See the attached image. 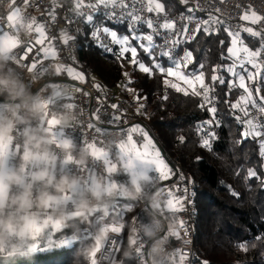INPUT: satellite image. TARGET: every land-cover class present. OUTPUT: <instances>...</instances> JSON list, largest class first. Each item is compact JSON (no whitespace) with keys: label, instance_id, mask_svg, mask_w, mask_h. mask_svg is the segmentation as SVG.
Here are the masks:
<instances>
[{"label":"built area","instance_id":"obj_1","mask_svg":"<svg viewBox=\"0 0 264 264\" xmlns=\"http://www.w3.org/2000/svg\"><path fill=\"white\" fill-rule=\"evenodd\" d=\"M82 3L84 5L95 4L96 0H82ZM174 3L180 9L178 13H165L169 20L175 21L176 29L172 32L158 30L153 38L158 45H163L165 40L179 39L180 43L175 46L173 51V56L176 57L183 55L179 48L185 42V38L179 33L183 30L184 25H187V35L192 36L197 24L207 19L209 15L223 21V25L212 24V28L227 25L231 31H239L245 27H252L254 30L264 29V21L252 24L240 18L244 11L249 10L264 17V0H187V4L182 3L181 0H174ZM129 7H132L131 0H129ZM188 8H192L193 12L189 13ZM15 9L18 10L20 17H29L33 23H40L45 38L38 39L36 33L30 30L22 39L19 38L14 48L4 53L0 52V75L10 77L15 84L24 88L22 99L13 98L6 89L0 91V100L3 99L0 101V113L22 103L29 106L21 111V116L25 117V120L18 124L15 133L16 139L10 145L12 149L10 171L18 170L24 163L22 160L24 144L29 135L35 134L55 141L52 144H45L44 148L55 155L57 160L48 164L27 165L26 182L33 184L34 190L37 192L44 190L43 182L34 183L32 174L39 171L41 167H48L57 179L63 175H70L79 183L68 194L64 203L48 209L44 213L48 219L43 226H38L35 222L29 224L35 236L34 240L17 242L18 247L15 251L9 245L4 251H0V256L28 253L40 244L55 247L58 245L60 247L70 246L71 240L77 238L82 241L96 242L101 232H105L107 238L100 251L93 257L92 264H114V258L122 243L123 232L124 249L121 252V257L131 261L132 264H154V262L155 264H175L178 259L175 257L176 249H182L188 253L185 264L199 262V255L195 250L194 186L190 173L181 168L175 159L163 151L158 131L151 127L147 117L142 114V108L133 106L130 101L116 98L113 92L95 87L97 84L91 79L90 65L82 61L80 54L78 37L83 31L86 17L89 15L92 17L101 15L111 24L119 25L124 22L128 31L131 34L134 31L137 35L149 34L150 30L146 24L138 21L133 28L125 9L118 6L98 5L93 9L86 6L77 8L76 0H0V35L10 34L14 37L17 34L10 19ZM217 9L219 11H216ZM135 11L145 19H152L154 24L164 22L165 13L154 15L142 10L140 0H137ZM110 13H114V15H109ZM189 15L195 17L191 22L187 19ZM98 29H102L101 25H96L94 31ZM100 35L103 44L112 49L111 52L105 51L106 54L117 56L118 45L111 43L102 32ZM241 36L250 41H259L243 32H241ZM65 37H70L67 43L64 42ZM94 40L96 43L98 42L95 38ZM48 44L55 53L54 61H48L44 57V47ZM103 49L105 50V48ZM261 61H264V55L259 58L258 62ZM33 65H43L48 77L55 74L56 66L72 67L83 74L84 80H67L63 89L64 96L50 102L48 100L49 91L44 89V82H42L44 79L41 81L34 77L31 70ZM258 79L260 85L256 89L257 105L264 103L259 99L260 96H264V66H262ZM40 89L42 92L36 95L35 92ZM2 93L6 95V98L1 96ZM212 95L214 96L213 93ZM198 99L201 101L200 97ZM38 100L46 103V115L45 113H33L29 110L31 104ZM214 103L216 107V98ZM112 105L118 107L113 108ZM138 109L139 111H137ZM248 110L250 115L257 117L260 123H264V115H260L257 109L251 105ZM201 124L202 122L197 126ZM135 125L141 126L149 134V137L153 138L152 141L162 152L161 155L168 162L169 168L173 170L174 174L170 179L163 180L159 171H155L148 178L132 181L131 171L121 161L119 145L129 142L137 153H142L145 149V138L132 129V126ZM211 130L215 132V127L212 126ZM260 139H264V136H261ZM196 140L202 147L201 134L198 132ZM214 141L215 139L212 140L211 146ZM64 143L71 145L67 151L58 146ZM203 149L207 150L205 147ZM101 151L106 155L100 157ZM180 176H183L184 179L181 180ZM176 188H179L180 191L175 192V195L185 197L184 210L181 212H174L172 208L170 211L167 208L168 200L172 199V189ZM184 188L187 189L186 192L183 191ZM94 189L104 194L95 198L91 195ZM20 190L22 189L17 191ZM47 190L53 191L54 189ZM135 190H140L138 196L132 195ZM85 198L94 205L92 211L85 216H80L85 223V228L81 229L77 236H66L62 240H54L50 236L51 231L62 228L67 219L76 217L72 214L78 210L79 203ZM119 201L135 202L139 207L138 212L147 211L146 221L140 229L135 227L134 222L129 224L126 229L121 222L109 224L107 217ZM152 212L155 214L152 215ZM151 215L152 217H150ZM165 218L172 225L173 232L178 227L179 221H184L185 227L180 229V239L173 237V232L170 235L164 231L161 232L162 228L167 229ZM149 230L154 236L147 234ZM158 243L165 245L168 250L166 254H155L150 251ZM205 262L208 264L207 260L203 261V264Z\"/></svg>","mask_w":264,"mask_h":264},{"label":"trees","instance_id":"obj_2","mask_svg":"<svg viewBox=\"0 0 264 264\" xmlns=\"http://www.w3.org/2000/svg\"><path fill=\"white\" fill-rule=\"evenodd\" d=\"M160 2L164 4L165 12L175 14L180 10L174 0ZM101 24H108L101 15H95L91 22L85 21L78 37L82 61L88 64L93 61L95 66L100 64V70H103L100 58L112 62V71L109 74L100 72L102 80L97 85L113 93L119 92L121 100L130 101L133 106L142 108V114L147 117L151 127L158 131L163 151L190 173L194 186L195 250L199 255V264L205 260L208 264H264V159L260 154V138H241L242 125L234 118L241 113L229 106L238 100L243 91L234 88L229 94V77L220 71L219 66L228 63L222 58L229 43L224 26L213 28L218 30L215 35H206L201 31L179 48L181 52L192 51L195 61L203 64L205 83H209L214 67L217 68L216 74L223 76L226 81L225 85L217 83L213 92L217 108L214 119L219 123L213 125L215 141L211 149L206 150L196 140L197 125L210 118L209 112L199 106L200 99L185 96L165 86L163 78L158 74L149 77L143 73L138 76L134 66L129 65L127 68V59L119 58V53L117 56H109L105 52L97 55L92 52L96 42L92 32L96 25ZM112 26L119 29L118 32L131 34L125 24ZM245 39L250 42L251 48L258 47L259 41ZM130 41L133 45L137 43L132 38ZM137 58L146 64L149 60L142 51ZM162 59L167 65V59ZM195 67L193 64L188 69L193 70ZM124 72H128L134 81L130 85L133 89L131 94L125 86L120 90L115 89L120 83L126 84L123 81ZM259 85L258 82L257 87ZM256 94L255 90L252 96L258 104ZM137 95L139 99H136ZM165 96L167 99H164ZM247 107L250 109L251 104ZM180 137L184 138L183 141ZM250 169H254L257 175L250 178ZM138 209L135 202L119 201L107 221L109 224L121 222L124 229L134 222L135 227L140 229L146 221L147 211L138 212ZM84 225L80 216L71 217L62 228L51 231L50 236L56 241L66 236L74 237L85 228ZM122 237L114 264H132L121 257L124 249ZM241 244L247 246V251L238 247ZM94 245L92 240L82 241L79 238L71 240V245L64 247L40 244L28 253L0 256V264H92L93 257H89L88 252Z\"/></svg>","mask_w":264,"mask_h":264},{"label":"snow or ice","instance_id":"obj_3","mask_svg":"<svg viewBox=\"0 0 264 264\" xmlns=\"http://www.w3.org/2000/svg\"><path fill=\"white\" fill-rule=\"evenodd\" d=\"M142 4V10H146L154 15H159L165 13L164 4L160 0H140ZM182 3L187 4V0H181ZM137 0H131L132 7H129V0H96L95 4L84 5L82 0H76V7H91L95 9L98 5L121 7L125 9L126 14L131 19L132 27L135 24L143 22L146 24L147 28L150 30L149 34L137 35L134 31L132 32V39L137 41L133 45L129 39V36H118L116 31L110 30L107 27L98 29L92 33V36L99 42L100 47L105 48V51L111 52L112 49L106 47L101 41V32L107 36L111 43L118 45L119 58L127 59L128 63L136 69V71L144 73L145 75L152 77L154 74H158L163 78V83L165 86L181 93L185 96L200 97V107L204 108L209 112L210 120L203 122L201 125L197 126V132L201 134V146L207 149H211V142L215 139V132L212 131V126L217 125L219 121L215 120L214 117L217 113V108L215 107V97L212 93L215 90L216 84L225 85L226 81L223 76L217 75V68L212 69V75L209 77V83H205V75L203 71V64L197 63L194 59L193 52L185 50L183 55L180 57L173 56V51L175 46L180 43V40L168 41L165 40L163 45H158L154 42V35L157 34L158 30L172 32L176 29L175 21L169 20L167 14L165 13L164 22H156L154 24L152 19L143 18L139 12L135 11V5ZM197 10H199L197 8ZM189 13L193 12L192 8H188ZM216 11H219L218 9ZM109 15H114L110 13ZM195 17L189 15L187 17L188 21L191 22ZM241 20L250 22L252 24H259L264 21V17L258 16L255 11H244L241 15ZM93 17L91 15L86 17L88 22H91ZM183 19V17H182ZM212 24H222L223 21L218 17L209 15L207 19L200 21L197 24L196 29H194L193 35H187V25H184L183 30L179 33L180 36L185 38V42L194 39L195 35L199 34L201 31L206 35L218 34V30L211 27ZM225 32L230 38V46L226 49V54L222 56L228 63L226 66H219L220 71L225 73L228 79L229 94L232 89L239 88L242 89L246 95H241L235 103L229 106L235 111L238 110L242 115H235L234 118L241 124L245 126V130L242 133L243 139H256L258 137L264 136V123H260L259 119L255 116L250 115L247 105L250 103L253 108L258 110L260 115H264V103L257 105V101L252 99L253 93L245 86V78L248 80L253 79V72L248 70L250 66L251 69L255 70L256 75H259L264 66V61L258 62L259 58L264 55V29L254 30L252 27H245L239 31L229 30L227 25H224ZM241 32L248 34L250 37H255L259 40V45L256 48H251L244 44ZM70 37H65V43ZM39 43V41H38ZM159 49V51H157ZM144 52L149 60L148 63H144L138 59L139 52ZM167 59V65L164 59ZM195 64V69L188 71L190 65ZM123 67V65H121ZM237 67L240 71H237ZM196 69H199L197 71ZM71 78L79 81L84 80L82 73L78 72L75 68L69 69L68 73ZM123 76L126 77L125 89L129 92L133 91L130 87L134 83L128 72H124ZM235 80L236 83L232 81ZM97 89L100 88L99 85H95ZM258 91V90H257ZM136 99H139L137 95ZM146 99V98H145ZM164 99H167L165 96ZM260 101L264 102V96L259 97ZM243 101V103H241ZM113 108L118 106L112 105ZM143 107V105H141ZM139 111V109L137 110ZM247 117V119H245ZM132 129L144 136L146 143L145 148L148 149L151 146L153 149L155 145L152 143L149 134L139 125L132 126ZM183 137L180 140L183 141ZM261 148V156H264V139L258 141ZM148 155V152L146 153ZM155 158H149V163L145 165V168L151 167L153 170L159 171L163 180L170 179L174 174L173 170L168 167L162 158H160L159 150L155 151ZM257 175L254 169L248 171V176ZM181 180L184 179L183 176L179 177ZM259 179V176H257ZM264 183V181H262ZM180 191L179 188L172 189V199L170 201L172 210L174 212H181L184 210V199L183 196L175 195V192ZM184 192L187 191L186 188L183 189ZM235 194V193H233ZM185 227L183 220L179 221L178 227L173 232V237L180 239L181 233L180 229ZM244 251H247V246L241 244L238 246ZM175 257L178 258L175 264H185L188 259V253L182 249H176ZM206 264V262H205Z\"/></svg>","mask_w":264,"mask_h":264},{"label":"clouds","instance_id":"obj_4","mask_svg":"<svg viewBox=\"0 0 264 264\" xmlns=\"http://www.w3.org/2000/svg\"><path fill=\"white\" fill-rule=\"evenodd\" d=\"M8 90L13 98L22 99L24 88L15 84L10 77L0 75V91ZM47 105L44 101L38 100L31 104L30 111L33 113H45ZM29 108L22 103L16 107H9L4 113H0V152L14 143L18 124L24 122L25 117L21 111ZM46 115V113H45ZM43 118V117H41ZM55 143L54 140L46 139L40 135H29L24 144L22 160L24 163L16 171H4L0 169V251H4L9 245L15 251L17 242L34 240L35 236L29 224L35 222L43 226L48 217L44 213L59 204L64 203L68 194L74 190L79 181L70 175H63L57 179L48 167H41L39 171L32 174L33 182H43L44 190H34L33 184L26 182L27 165H40L55 162L57 157L44 148L45 144ZM67 151L69 143L58 145ZM90 154V153H89ZM54 189L49 191L47 189ZM18 189H22L17 191ZM103 192L94 189L91 195L99 198ZM140 190H135L132 195L138 196ZM87 195V194H85ZM94 205L85 198L78 205V210L73 216H85L93 210ZM149 236L154 234L149 230ZM107 233L101 232L97 237L95 245L89 249V257H94L103 246ZM155 254H166L168 251L164 244H155L151 250ZM155 264V262H154Z\"/></svg>","mask_w":264,"mask_h":264},{"label":"rangeland","instance_id":"obj_5","mask_svg":"<svg viewBox=\"0 0 264 264\" xmlns=\"http://www.w3.org/2000/svg\"><path fill=\"white\" fill-rule=\"evenodd\" d=\"M10 19H11V23H14L15 27L16 28H20V30L24 33H26L28 30H33V32H35L39 37H41V39H44L45 36L43 35V31H42V26L40 23H33L32 22V19H30L29 17L27 18H23V17H20L19 15V12L17 9H15L13 11V13L11 14L10 16ZM125 24L124 22L122 24H119V25H123ZM126 26V24H125ZM101 27L104 28V27H107L109 28L110 30H113V31H116L117 32V35L118 36H129V39L132 38V34H128L126 32L122 33V32H118L119 29L115 28L114 26H112L111 23H108L106 25H102L101 24ZM127 28V27H126ZM129 29L127 28V31ZM17 31V34L13 37L11 36L10 34H2L0 35V52L4 53L12 48H14V46L18 43L19 41V38L18 37V29L16 30ZM243 41H244V44H246L247 46H249L250 42H247L245 41V37H243ZM228 47L230 46V38L228 40ZM95 47H92V52H95L96 55L97 54H101L103 52H105V50L103 49V47H100L99 43L95 42ZM47 47H49L47 49ZM227 47V48H228ZM250 47V46H249ZM99 48V49H98ZM106 53V52H105ZM44 57L45 59H48V60H53L55 59V53L53 52V49L50 48V44L46 45L44 47ZM99 61L101 62V67L103 68V70H100L101 68L99 66H95L93 61H89V65L90 67L93 69L92 70V73H91V79L96 83L98 84V82H100L102 80V76L100 75V72L104 71V73H108L110 71H112L111 69V65H112V62H109V61H106L104 60L103 58H100ZM127 68L129 67V63H128V60L126 61V64ZM226 66V64L224 65ZM63 69H65V72H66V75L71 78V76L68 73V70L69 69H72V67H62ZM237 71H240V68L237 67L236 69ZM248 70L253 72V79L252 80H248L247 77L245 78V86L254 94V91L257 89V80H258V75H256L255 73V70L251 69L250 66L248 67ZM188 71H192V69H188ZM135 73H137V75H141L143 73L141 72H138V71H135ZM73 79V78H71ZM126 77L123 78V81H126ZM76 81H79V80H76ZM233 83H236L235 80L232 81ZM125 83V82H124ZM125 86V84L123 83H120L119 85H117L115 87L116 90H120L122 89V87ZM114 91V90H112ZM243 91V90H242ZM128 93L131 94V92L127 91ZM119 92H115L114 91V94L116 96V98L118 99H122V96L120 94H118ZM242 95H246L244 92ZM254 97L252 96V99ZM243 102V101H242ZM242 115V114H240ZM245 119H247V117H245ZM245 130V126L242 125V129H241V138H242V133L243 131ZM260 137H258L259 139ZM151 140H153V138H151ZM144 142L146 143V140H144ZM152 143L154 144V142L152 141ZM126 144L128 145V143L126 142ZM126 145V146H127ZM155 145V144H154ZM151 146H149L148 149H144L142 151L141 154H138L133 146H128V148H126L125 150H123V152L121 151V161L123 163V165L125 167H127L128 170H131V179L132 181L136 182L138 181L139 179H142L144 178L145 176L148 175V173H150L148 175V177L151 175V173L155 172L156 170H153V168L151 167H148V168H145V165L149 163V158H155V151L159 148L157 147V145H155V148L153 149L152 147L150 148ZM261 151V149H260ZM148 152V155L146 154ZM159 153H160V158H162L164 160V162L168 165L169 167V164L168 162L164 159V157L161 155V151L159 150ZM106 153L101 151V154H100V157L101 156H105ZM11 156H12V149L10 148V146H8L7 148L3 149L2 152H0V169L4 170V171H10L11 169V164H12V161H11ZM143 158V160H141V158ZM263 159H264V156H262ZM264 165V163H263ZM147 177V178H148ZM170 201L171 200H168L167 202V208L171 205L170 204ZM156 209V207H155ZM155 219V218H154ZM164 220H166V224H167V229L165 230L164 228H162V231L161 232H165L167 235H170L172 234L173 230H172V225L169 224V221L167 218H165ZM59 247V245H58ZM239 249V248H238ZM196 264H199V262H196Z\"/></svg>","mask_w":264,"mask_h":264},{"label":"crops","instance_id":"obj_6","mask_svg":"<svg viewBox=\"0 0 264 264\" xmlns=\"http://www.w3.org/2000/svg\"><path fill=\"white\" fill-rule=\"evenodd\" d=\"M13 26H14V28H15V30H17L18 29V37H20V39H22L23 38V36L24 35H26L27 34V32L28 31H30V30H28L26 33H24V32H22L21 30H20V28L18 27V28H16L15 27V25H14V23H13ZM33 31V30H32ZM35 33V32H34ZM37 35V34H36ZM38 36V35H37ZM38 39H40L41 40V37H39L38 36ZM49 47H47V49H48ZM54 52V51H53ZM48 61H54V59L53 60H48ZM31 70L33 71V73H34V77L36 78V79H38V80H43L42 82H44L43 83V85H44V89L45 90H47V91H49V98H48V100L50 101V102H52V101H55L58 97H60V96H64V88H65V85H66V81L68 80V81H71L72 79L71 78H69L67 75H66V72H65V69H63L62 68V66H56V69H55V74H53L52 76H50V77H48V75H46V71H45V69H44V66L42 65V66H35V65H33L32 66V68H31ZM66 78V79H65ZM42 91H41V89L39 90V91H37V92H35L36 93V95H38V94H40ZM3 98L5 97L6 98V95H4L3 93H2V95H1ZM128 143V145L126 144V142H124V143H122L121 145H119L120 146V152L122 151L123 152V150H125L126 148H128V146H131L132 147V145H131V143H129V142H127ZM127 145V146H126ZM151 148V147H150ZM139 154V153H138ZM121 155V154H120ZM141 158V157H140ZM141 160H143V158H141ZM131 171V170H130ZM150 173H148V175H149ZM148 175L147 176H145L144 178H147L148 177ZM144 178H142V179H144ZM172 207H171V205L168 207V210H170ZM171 211V210H170ZM146 219V218H145Z\"/></svg>","mask_w":264,"mask_h":264},{"label":"water","instance_id":"obj_7","mask_svg":"<svg viewBox=\"0 0 264 264\" xmlns=\"http://www.w3.org/2000/svg\"><path fill=\"white\" fill-rule=\"evenodd\" d=\"M3 100V99H2ZM2 100H0V101H2ZM162 153V152H161Z\"/></svg>","mask_w":264,"mask_h":264}]
</instances>
